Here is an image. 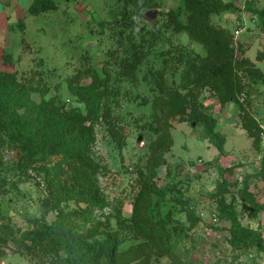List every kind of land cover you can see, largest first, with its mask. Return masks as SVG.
<instances>
[{"label": "trees", "instance_id": "1", "mask_svg": "<svg viewBox=\"0 0 264 264\" xmlns=\"http://www.w3.org/2000/svg\"><path fill=\"white\" fill-rule=\"evenodd\" d=\"M31 1L27 13L33 16L57 8L55 0ZM163 1L115 0L107 6V16L99 24L103 41L110 42L102 71L88 63L66 79L68 91L83 108L72 103L67 106L58 92L47 96L50 86L42 70L19 75L7 68L12 53L0 54V171L16 166L22 179L33 176L45 192L41 218L35 219L33 229L13 239L44 264H155L164 256L171 264H190L167 241L174 231L186 236L200 217L184 199L186 188L180 180L157 182L159 167L166 162L164 153L172 144L170 128L177 118L188 115L190 107L196 112L193 121H204L208 139L223 149L224 138L215 130V119L202 110L201 90L218 94L222 103L239 102L238 92L244 86L237 70L249 61L235 56L238 43L231 31L212 21V14L240 11L234 2L178 0L165 9ZM153 8H160V13L149 19L145 12ZM245 10L264 29V7L257 8L255 0H248ZM177 33L187 34L190 43L201 44L206 55L195 54L188 43L178 44L173 37ZM239 49L244 51L241 45ZM255 71L252 81L264 83V72ZM139 92L145 96L140 97ZM131 102L142 112L150 105V120L134 125L151 138L140 132L150 155L145 168L138 163L130 176L132 211L125 216L123 198L111 200L100 183V176L108 170L98 159L95 146L102 131L121 150L126 137L119 109ZM241 107L243 127L263 150L262 128L243 104ZM261 163L258 172L264 178V157ZM173 190L178 192L173 198L188 214L184 222L175 211L164 218L154 214V210L160 213L162 198ZM216 200L215 216L229 224L227 242L234 252L231 264L243 254L250 255L252 249L264 256L262 232L242 223L235 197ZM240 200L249 216L257 219L263 204L246 188ZM50 212L56 213L52 221L46 217ZM4 235L0 228V245L7 240Z\"/></svg>", "mask_w": 264, "mask_h": 264}, {"label": "rangeland", "instance_id": "2", "mask_svg": "<svg viewBox=\"0 0 264 264\" xmlns=\"http://www.w3.org/2000/svg\"><path fill=\"white\" fill-rule=\"evenodd\" d=\"M114 1L55 0L56 9L36 16L27 14L23 19V26L19 23L24 16L14 17L13 13L9 30L4 32L6 39L0 40V54L5 51L12 53V63L7 68L19 75L34 69L42 70L45 82L50 86L47 96L58 92L65 99L63 101H67V106L72 103L83 108V103L76 102L68 91L66 79L88 63L102 71L104 62L108 59L106 52L110 42L103 41L99 24L107 16V6ZM223 1H232L241 8L239 6L246 0ZM177 2L178 0H164V8L169 9ZM255 6L263 8L264 0H255ZM159 10L160 8L157 16ZM257 20V17L242 8L240 11L212 14L213 23L230 30L234 41L238 43L235 56L249 61L246 66L237 70V76L244 86L238 92L239 102L227 100L222 103L218 100V94H213L209 89L201 90L202 110L215 119V130L224 138L223 149H219L208 139L206 124L202 120L193 121L191 117H196V112L188 107V115H181L183 118H177L170 128L172 144L164 153L166 162L159 167V185L173 179L180 180L186 188L184 199L200 217L186 236L174 231L167 241L172 250L184 261L189 260L190 264H231L234 252L227 242L230 233L224 227V221L214 224L212 219L219 207L216 199L220 196L228 201L235 197L242 223L261 230L264 240V207L255 219L249 216L240 200L241 192L246 188L264 206V178L258 172L261 170L264 149L259 150L254 138L243 127L244 112L241 107L243 104L260 126L264 125V83H255L251 76L253 72L256 73L257 68L264 72V29ZM241 24L244 30L236 37L235 30ZM173 37L178 44L188 43L190 47L193 46L195 54L206 55L204 47L198 43H190L187 34L177 33ZM239 45L244 49L243 52ZM259 54H262V59H258ZM139 93L140 97L145 96L144 93ZM34 95L39 98L38 93ZM147 109L142 112L135 102L124 104L119 109L122 115L120 123L124 126L123 133L126 137L121 150L102 131L98 132L95 146L98 159L108 170L100 176V183L111 200L123 198L122 210L125 216H129L132 211L133 181L130 176L134 175L138 163L145 168L144 161L150 155L146 140H138L141 131L149 136L150 134L134 125V122L143 124L150 120V105ZM127 168L128 173L125 171ZM7 169L0 171V228L7 238L0 245V264H44L33 254L25 253L22 244L14 240L13 236L18 238L21 232L33 229L37 222L35 219L41 218L43 214L45 192L33 176L22 179L16 166L12 168L9 165ZM177 194V190L167 192L160 203V213L154 210V214L164 218L169 212L175 211L182 222L186 221L188 214L173 198ZM95 213L101 217L100 210ZM55 214L50 212L46 217L52 221ZM175 222L169 226L173 227ZM250 253L243 254L238 261L235 260V264H264V256H257L254 249ZM171 263L172 260L164 256L155 264Z\"/></svg>", "mask_w": 264, "mask_h": 264}, {"label": "crops", "instance_id": "3", "mask_svg": "<svg viewBox=\"0 0 264 264\" xmlns=\"http://www.w3.org/2000/svg\"><path fill=\"white\" fill-rule=\"evenodd\" d=\"M31 0H0V40L6 39L4 32L9 30V23L14 17L26 16ZM13 17V18H14Z\"/></svg>", "mask_w": 264, "mask_h": 264}, {"label": "built area", "instance_id": "4", "mask_svg": "<svg viewBox=\"0 0 264 264\" xmlns=\"http://www.w3.org/2000/svg\"><path fill=\"white\" fill-rule=\"evenodd\" d=\"M246 1H247V0H246ZM246 1L243 2V5H240V7H241L242 9L245 8V6H246ZM243 30H244V26L241 24V25L235 30L236 37H239V36L241 35V33L243 32ZM263 139H264V135H263ZM213 220H214V222H216L218 219H213ZM217 222H218V221H217ZM224 226L228 228L229 224L226 222V223H224Z\"/></svg>", "mask_w": 264, "mask_h": 264}, {"label": "water", "instance_id": "5", "mask_svg": "<svg viewBox=\"0 0 264 264\" xmlns=\"http://www.w3.org/2000/svg\"><path fill=\"white\" fill-rule=\"evenodd\" d=\"M157 12H158V9H150V10H148V11L145 12V15L148 18L154 19L157 16ZM149 138H151V136H149ZM138 140H142V135H140L138 137Z\"/></svg>", "mask_w": 264, "mask_h": 264}, {"label": "clouds", "instance_id": "6", "mask_svg": "<svg viewBox=\"0 0 264 264\" xmlns=\"http://www.w3.org/2000/svg\"><path fill=\"white\" fill-rule=\"evenodd\" d=\"M248 1V0H247ZM247 1H246V4H247ZM246 7V6H245ZM153 9H157V8H153ZM245 9V8H244ZM149 19H152V18H149ZM258 121V120H257ZM259 123V122H258ZM259 125H260V123H259ZM261 127V126H260ZM262 128V133H261V139H262V141L264 142V139H263V135H264V125L261 127ZM212 219H218L216 216H215V214L212 216ZM218 222H219V220H217ZM215 222L214 224H216V223H218V222ZM223 222V221H222ZM225 223V222H224ZM225 227V226H224ZM226 229H227V227H226Z\"/></svg>", "mask_w": 264, "mask_h": 264}]
</instances>
